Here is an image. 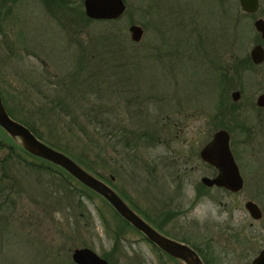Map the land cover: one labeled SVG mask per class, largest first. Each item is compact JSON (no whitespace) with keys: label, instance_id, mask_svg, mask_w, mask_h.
<instances>
[{"label":"rangeland","instance_id":"obj_1","mask_svg":"<svg viewBox=\"0 0 264 264\" xmlns=\"http://www.w3.org/2000/svg\"><path fill=\"white\" fill-rule=\"evenodd\" d=\"M123 1L125 12L111 20L119 40L125 42V46H116L120 49H117L118 62L106 64L107 57L95 58L91 63L101 70L90 69L93 66L88 70L99 80L92 85L94 89L97 87L94 96L101 94L106 103L101 110L108 108L102 116H108L103 127L98 124L97 150L101 145L104 147L99 162L103 165L105 160L98 170L111 186L129 199L134 196L144 214L151 202L164 201L162 195H157L155 201L147 197L156 192L148 188L150 183L160 184L158 193L173 189L172 177L177 178L178 168L183 171L185 160L191 157L186 165L193 166L198 149L213 131L230 129L237 122L226 114L228 107L234 106L235 115L242 116L245 96L251 94L254 84L248 74L240 100L234 102L237 106L231 105V93L242 85L246 71L233 65L249 54L254 27L253 17L243 13L237 0ZM11 13L0 25V93L4 106L14 116L34 121L46 137L66 143L75 156H80L82 146L71 134V128L76 130L84 124L94 129L90 123H65L71 119L69 116L61 119L57 108H62L66 100L54 101L57 84L74 69L83 46L89 47L85 52L87 59L102 51L93 42L89 45L88 39L104 33L110 20L73 23L72 28L71 18L59 13L53 16L40 0H19ZM66 14L72 17V13ZM131 24L143 28L138 42L130 38ZM122 54L128 56L123 68L117 67L123 62ZM95 97L92 99L96 100ZM223 98L226 108L217 106ZM92 104L85 105L89 108ZM80 107L73 103L74 114L81 122L85 118L80 112L85 109ZM56 118L64 123L58 120L59 126H54ZM46 120L51 121L48 126ZM146 124L151 125L156 139L141 141L133 148L123 145L121 132L116 135V144V139L108 141L102 136L112 126L113 130H120L123 126L132 129ZM63 128L66 137L60 134ZM3 136L0 130V137ZM15 141L19 143L18 138ZM237 150L242 169L249 177L251 169L258 168L255 160L262 162V159L246 158ZM6 153L7 148L0 149V158ZM33 160L40 163V159L28 156V162ZM22 161L6 163L4 168L15 179L0 181V264H72V250L82 246L101 256L107 255L110 264L159 263L158 252L134 229L127 228L115 242L113 232L119 219L103 198L83 192L82 188V194L74 190L66 197L57 187L56 175L52 176L54 185L50 186L49 174H40ZM189 172L186 188L197 181V174ZM69 181L71 189L80 188L77 180ZM9 182L14 183L10 195L6 187ZM200 209L205 217L215 214L211 203H203Z\"/></svg>","mask_w":264,"mask_h":264},{"label":"flooded vegetation","instance_id":"obj_2","mask_svg":"<svg viewBox=\"0 0 264 264\" xmlns=\"http://www.w3.org/2000/svg\"><path fill=\"white\" fill-rule=\"evenodd\" d=\"M243 13L253 17L254 43L250 52L256 46H260L263 58L261 62L255 63L249 52L242 62L233 65L238 69H246L242 85L240 84L235 90L239 92L240 97L248 74L251 83L254 84L252 85L254 90L250 95L245 96L247 99L242 106L244 111L242 116L235 115L234 106L228 107L226 114L237 122L231 125L230 129L222 127L213 131L210 138L198 149V156L196 155L193 166L186 165L192 158H185L183 171L178 168L175 172L177 178L172 177L173 189L158 193L157 187L160 184L150 183L148 188L151 190L154 188L156 192L147 194V197L155 201L157 195H162L164 201L160 204L150 201L148 213H144L145 215L141 209L139 210V205L133 199L134 196L129 199V196L105 181L154 230L170 240L188 246L197 254L202 264H264V255H261L264 252V37L262 36L264 30L259 32L254 26L258 19L264 22V0H258L256 11H243ZM252 72L255 75H251ZM253 93H256L255 96ZM260 97L263 101L259 100ZM239 100L235 101L231 97L233 102L231 105H235L234 102ZM219 129H225L228 133V147L240 178L236 184L237 188L218 184L208 185L203 181L204 178H219L223 173V167L208 162L201 156L202 148ZM237 149H240V153H244L246 158L262 159V162L255 160L258 168L251 169L252 174L249 177L242 169ZM1 159L4 157L2 156ZM189 170L197 174V181L192 183L193 187L186 188L185 182ZM132 200L134 203L131 202ZM203 203H211L215 206L213 216L202 215L200 208ZM202 217L205 218L201 219ZM207 220L209 224L206 223ZM133 229L158 252L159 263L156 264H187L185 260L161 250L136 228ZM261 256L262 258L259 259Z\"/></svg>","mask_w":264,"mask_h":264},{"label":"trees","instance_id":"obj_3","mask_svg":"<svg viewBox=\"0 0 264 264\" xmlns=\"http://www.w3.org/2000/svg\"><path fill=\"white\" fill-rule=\"evenodd\" d=\"M18 1L19 0H0V25H1L2 21L7 19L8 17H10V15L12 14L11 13L12 8H13L14 4H16ZM40 1L45 6L46 10L49 13H51L53 16L56 13L57 14L59 13L63 17L71 18L69 20L72 21V23H69V25L72 28H73V23L84 22V24H86V23H91L94 21L93 19H90L85 15L81 1L80 2L75 1V0H40ZM66 13H70V14L72 13L71 14L72 17L67 16ZM109 23H110V26L106 27V31L104 33L88 39L89 45H91L93 42L95 45H98L99 47H101L102 51L98 50L99 53L97 56L96 55L91 56L89 59H87L85 52H86V49L89 47L83 46L82 54L80 56H77V58H76L77 64L74 67V69L68 73L65 80L59 81L57 84L58 85V88H57L58 89V91H57L58 95L55 98L56 100H54V101H56L57 103H62V102H64V99L66 100V103L63 104L62 108L59 109L55 106V109L57 108L58 111L60 112L59 114L60 115L62 114L61 119L64 121V119L67 118V116H69V117H71V119L69 118L68 121L65 120L64 121L65 123H67V122L73 123L74 121H76L79 124L80 123H87V124L90 123V124H92V128L94 129V130H91L90 128H88L84 124L79 125V127L76 125L77 126L76 130L71 128V131H70L71 134H74L78 138V140L80 141V144L82 146V151L80 153H78V155H80V156H75L71 152V148H69L66 143L61 144V143H58L57 141H53V139L46 137V135L43 133V131L41 132L38 129V125L35 124L34 121L29 120V119L27 121L25 118L22 119L20 117L14 116L12 114V112L5 106L9 115L12 118H14L15 120L26 125L35 134L36 137H38L39 139H41L45 143L49 144L50 146L54 147L55 149H58L61 152L65 153L70 158H72L74 161H76L80 166H82L84 169H86L88 172H90L91 174L95 175L96 177L106 181L108 184H110V181H108L107 178L104 177L98 170V167L101 168L105 164V160H103V165L101 164V162H99V158L101 159L103 157L104 147L101 145V148H98V150H97V147L100 146V144H99L100 139H99V137H97V135L100 133V127H103L104 120H106L108 118L107 114L104 117H102L104 112L107 113L108 108L105 107V109H103L104 108L103 107L102 108L103 110H101V107L103 106V104H106V103L104 101V98L101 96V94H98V97L94 96L96 91H97V87H95V89H94V86L92 85V84L97 85V82H99V80L92 73H90L91 71L88 70V68H89V66H93V67H90V69H92L94 71H97V69L101 70V67H98L97 64L91 63V61L94 60L95 58H100L102 60L105 57H107L106 64L108 62L117 61V59H116V57L118 55L117 49H119V48H116V46H118V45L123 46L125 42L124 41L122 42V40H119L117 33L115 32V30L113 28L115 23H113L111 20ZM111 26H112L113 30H110ZM67 28H68V24H67ZM120 58H121V60H123V62L121 64H118L117 67L119 66V67L123 68L124 64L125 63L127 64L126 59H128V56L127 55L124 56L122 54V56ZM95 66H96V69H94ZM111 67H112V65H111ZM111 67H108V68H111ZM78 93L81 94L83 97H79ZM85 94H87L86 97H85ZM61 95L63 97H60ZM94 97L96 98V100L92 99ZM224 98L219 101V103L217 105L218 107L226 108V105H225L226 103L224 102V100H225ZM226 98H228V96ZM97 99H99V100H97ZM87 102L93 103L95 107H93V104H92L91 107L87 108L85 105ZM3 103H4V101H3ZM73 103H75L76 105L80 104V106L84 107V108L80 107L82 109H85V112H80V114L82 117L85 118V121H81V122L78 121V115L74 114L75 108H73ZM43 117H46L44 113H43ZM61 119L56 118V121H54V123H53L54 126H59V124L57 123L58 120H60L61 123H64L61 121ZM50 123H51V121H49V120L45 121L46 126H48V124H50ZM98 124H100L99 128H98ZM73 125L75 126V124H73ZM150 126L151 125L146 124V125H140V127H142V128H132V129H129V128H126L123 126L122 129H120V130H118V129L113 130L114 128L112 126L111 128H109L110 130L108 129V131L102 136H103V138H105L108 141H113V139H116V141L114 142L116 144L117 139H118L116 135H117V133L121 132L120 135L124 136V139H121V141L124 140L123 145L130 147V148H133L134 146L136 147L137 145H139L141 141H148L149 142L150 140L156 139L155 133L152 132V130L150 129ZM107 127H108V125H107ZM0 130L4 135L3 137H0V149L7 148V153L4 155V159L0 160V181L3 178L4 179L7 178L8 181L15 179L10 174H8V172L4 168L6 163H13V160H18L19 162L23 160L22 162L30 165L34 169H37V171L40 174H47V175L49 174L51 176L50 181H49L50 186L54 185L52 176L56 175L57 177H54V178H56L58 181L57 187L59 190H63L65 192L66 197L69 195V192H74V190H76L77 192L79 191V193L82 194L80 191L81 188L83 189V190L81 189L83 192H87L90 195L91 194H97L94 191H92L91 189H89L88 187L81 184L80 182H78L80 184V188L74 187L73 189H71L72 184L70 183L69 179L70 178L75 179V178H73L69 173H67L64 169H62L61 167H59L57 165H54V164H52V163H50L44 159H41V158H38V157L31 155L22 147L21 144L17 143L15 141V139H13L9 134H7L2 128H0ZM63 130H65V129L63 128L61 130L60 134L63 137H66L65 136L66 132H64ZM48 131L50 132L51 129H49ZM121 136H119V137H121ZM83 151L85 152V154ZM92 154H93V158L90 157ZM28 156H30L34 159H40V163L37 164L34 160L31 162H28L27 161ZM52 166L57 167V169L56 168H55L56 170L53 169ZM13 184L14 183L9 182L6 185V187L10 189V191L8 193L9 195L12 194V190L14 188ZM68 189H71V190H68ZM0 192H2V186H0ZM98 196H100V195H98ZM103 200L108 204V206H110V204L104 198H103ZM113 211L119 219V225L115 229V231L113 232V238H114L115 242L117 243L118 239L121 238L125 234V230L127 228L133 229V227L124 218H122L114 209H113ZM104 257L107 259L108 256L104 255ZM72 264H74V263H72Z\"/></svg>","mask_w":264,"mask_h":264},{"label":"water","instance_id":"obj_4","mask_svg":"<svg viewBox=\"0 0 264 264\" xmlns=\"http://www.w3.org/2000/svg\"><path fill=\"white\" fill-rule=\"evenodd\" d=\"M238 1L241 9L245 12H254L257 9L258 0ZM82 5L85 15L93 20L117 19L126 9L123 0H82ZM254 26L259 32L264 30V22L260 19L255 21ZM128 31L130 32L131 40L134 42H138L144 32L143 28L137 24H131L128 27ZM262 36L264 37V32ZM250 54L255 63L262 61L263 57L260 46L253 48ZM231 97L236 101L239 99L240 94L238 91H233ZM259 100L263 101V98L260 97ZM0 127L13 139L18 138L19 144L28 153L61 167L78 182L104 198L122 218L139 230L147 239L155 243L161 250L185 260L187 264H202L197 254L188 246L170 240L154 230L104 180L88 172L65 153L36 137L26 125L12 118L4 106L1 94ZM201 156L204 160L223 167V173L219 178H204L203 181L206 184H218L237 188L238 185L236 186V184L240 178L228 147V133L225 129H219L214 132L210 141L202 148ZM247 206L250 207L249 205ZM261 255L263 256L264 252ZM71 259L75 264H109L107 259L87 246L74 248L71 252Z\"/></svg>","mask_w":264,"mask_h":264}]
</instances>
